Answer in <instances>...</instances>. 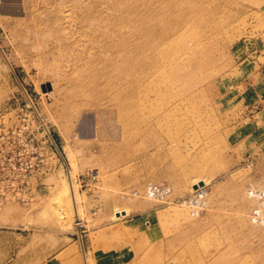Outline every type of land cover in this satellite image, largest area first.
I'll return each mask as SVG.
<instances>
[{
    "label": "rangeland",
    "instance_id": "rangeland-1",
    "mask_svg": "<svg viewBox=\"0 0 264 264\" xmlns=\"http://www.w3.org/2000/svg\"><path fill=\"white\" fill-rule=\"evenodd\" d=\"M61 234L60 264H264V0H0V264Z\"/></svg>",
    "mask_w": 264,
    "mask_h": 264
},
{
    "label": "crops",
    "instance_id": "crops-1",
    "mask_svg": "<svg viewBox=\"0 0 264 264\" xmlns=\"http://www.w3.org/2000/svg\"><path fill=\"white\" fill-rule=\"evenodd\" d=\"M60 237V235H59ZM29 238L30 236L27 234V255L30 254L32 252L31 248H32V245H29ZM61 238L63 239L64 236L63 234H61ZM68 239V240H67ZM67 240V241H66ZM66 240L64 241H58L56 245H54L55 247H48L47 245L45 246H40V250H39V253H50L49 255H47L45 257V259L43 260L42 264H60L56 259H55V254L57 253H65V252H68V256L71 257L72 256V253H74V238L71 237V236H66ZM75 246H76V243H75ZM77 249H78V253L80 255V245H79V242L77 243ZM71 250V251H69ZM73 250V252H72ZM70 253V254H69ZM85 254V252H84ZM78 258L77 257V262H78ZM82 258H83V253H82ZM85 258H86V264H87V256L85 254ZM72 261V259L70 260ZM83 263H84V259H83ZM85 264V263H84Z\"/></svg>",
    "mask_w": 264,
    "mask_h": 264
},
{
    "label": "built area",
    "instance_id": "built-area-1",
    "mask_svg": "<svg viewBox=\"0 0 264 264\" xmlns=\"http://www.w3.org/2000/svg\"><path fill=\"white\" fill-rule=\"evenodd\" d=\"M41 121V120H40ZM41 123V125L43 126V124H42V121L40 122ZM28 126V125H27ZM29 127V126H28ZM27 127V128H28ZM21 128H23V125H21V127H13L12 129H11V132L12 133H16V132H21ZM43 130H44V132H45V134H47V132L45 131V129H44V126H43ZM28 131H30V128H29V130H27V132ZM48 135V134H47ZM49 136V135H48ZM50 137V136H49ZM51 139V138H50ZM33 139H31V138H28L27 137V148L28 147H33V149H37V148H39L40 150H42V148L41 147H36L35 145H36V143H37V141L35 142V141H32ZM41 143L42 142H45L46 140H43V141H41V140H39ZM51 142H53L52 141V139L50 140ZM54 144V143H53ZM55 145V144H54ZM41 152V151H40ZM41 155V154H40ZM35 167H36V164H34L31 160H27V176L29 175V174H31L32 172H34V170H35ZM19 171H22V174L24 173V174H26L25 173V171H26V168H16L15 166H12V168H9V170L8 171H6L7 172V174H9V173H12V175H14V174H16V173H18ZM9 172V173H8ZM24 177H25V175H24Z\"/></svg>",
    "mask_w": 264,
    "mask_h": 264
},
{
    "label": "bare ground",
    "instance_id": "bare-ground-1",
    "mask_svg": "<svg viewBox=\"0 0 264 264\" xmlns=\"http://www.w3.org/2000/svg\"><path fill=\"white\" fill-rule=\"evenodd\" d=\"M65 16H66V13H65ZM50 90V89H49ZM41 121H42V119H40ZM42 124H43V126L45 127V130L47 131V129H46V126H45V124L43 123V121H42ZM68 170V169H67ZM71 172V171H70ZM68 179H69V182H67V183H69V185H67V186H69V188H67L68 189V191L70 192V200H72V202L74 203V201H75V188H74V184L71 182V175H70V173L68 174ZM74 205H76L75 203H74ZM73 206V205H72ZM75 207V206H74ZM73 207V208H74ZM75 212L77 213V209H76V207H75ZM83 259H84V263L86 264V258H85V254H84V251H83Z\"/></svg>",
    "mask_w": 264,
    "mask_h": 264
},
{
    "label": "water",
    "instance_id": "water-1",
    "mask_svg": "<svg viewBox=\"0 0 264 264\" xmlns=\"http://www.w3.org/2000/svg\"><path fill=\"white\" fill-rule=\"evenodd\" d=\"M201 184V183H200Z\"/></svg>",
    "mask_w": 264,
    "mask_h": 264
}]
</instances>
